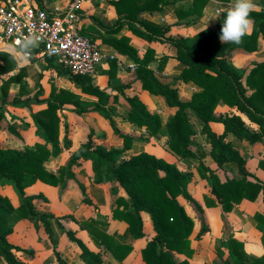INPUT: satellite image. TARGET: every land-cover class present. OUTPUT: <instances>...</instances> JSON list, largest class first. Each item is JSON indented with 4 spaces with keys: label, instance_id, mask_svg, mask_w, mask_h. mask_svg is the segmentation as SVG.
<instances>
[{
    "label": "trees",
    "instance_id": "trees-1",
    "mask_svg": "<svg viewBox=\"0 0 264 264\" xmlns=\"http://www.w3.org/2000/svg\"><path fill=\"white\" fill-rule=\"evenodd\" d=\"M178 1L117 0L114 3L118 13L124 15L125 19L136 20L141 13H160L167 5L176 4ZM220 1L226 3L230 0ZM207 3L208 0H192L188 10H177L178 18L184 20L189 17H200ZM225 15L226 11L221 14L214 28L205 29L193 37L166 38L169 27L161 28L143 23L146 31L142 37L150 42L166 38L176 48V59L183 66V71L169 84L161 82L154 70L149 67L155 56L153 49H148L145 57L141 58L138 51L129 45L128 39L112 42L121 54L130 55L134 59L137 66V80L142 83L143 88L153 95L163 97L170 108L176 109V114L165 125L168 135L167 148L173 155L180 159H198L193 148L196 144L197 132L186 113L190 109L200 122L202 133L210 141V155L216 163L221 167L226 163L238 165L243 178L226 182H222L219 176L203 162L199 166L200 176L207 181L213 196V198L205 197L206 206H220L224 219L244 200L264 201V182L247 170L246 159L233 141L229 140V136L232 135L239 140L255 144L264 138V62L255 64L248 74L239 72L229 62L232 53L237 49H243L248 53L258 51L260 38L264 39V9L250 13L253 29L243 37L240 44L219 42L218 33ZM36 49L34 45L33 52ZM0 60L3 62L0 65V75H9L3 80L0 89L3 105L11 103L14 106L28 107L32 101L41 102L40 92L30 97L29 85L24 81L25 73L12 74L16 67L14 59L6 53H0ZM50 60L59 74L69 75L84 92L96 95L105 103L106 91L95 88L92 78L73 76L56 60L51 58ZM13 83L21 84L20 92L13 100H9ZM180 83H192L200 90L193 93L190 99L183 100L179 89L174 88ZM51 96L53 100L48 101L46 108L32 113L37 133L45 140L44 144H36L34 148L25 146L23 149L0 145V183L11 182L23 197L22 204L15 207L7 196L0 194V264H26L21 256L34 257L33 250L22 249L8 240L17 223L26 219H36L37 227L39 228L40 225L44 227L51 239L58 264H67L58 251L60 236L64 234L79 246L80 257L86 264H104L101 253L91 251L74 231L66 229L64 224L74 221V216L56 217L52 214H41L35 205L39 196H27L25 193L26 188L38 181L54 187L64 185L65 188L69 180L76 179L74 170L80 167L83 161L92 162L96 184L117 182L127 195L128 200L119 198L118 206L114 209V219L126 222L134 239L146 237L143 214L149 216L155 236L142 250L146 264H190L189 259H192L195 253L191 240L195 223L180 198L193 204L202 215L204 214L202 205L189 192L192 173L182 171L176 164L148 152H140L128 159H122L125 149L133 144L135 138L121 132L108 108L100 104L89 106L79 95L67 90L58 91L53 88ZM126 99L129 105L128 121L145 130L146 134L141 139L148 140L160 134L164 127L161 117L152 112L139 96L126 97ZM65 104H73L78 113L97 111L103 114L110 120L115 133L124 139L125 148H108L98 144L94 135H90L80 150L73 154L69 164L60 169L58 175L49 172L45 168V163L63 152L59 139L61 118L58 111ZM220 104L236 109L250 122L255 123L258 130L253 129L241 115L236 113L216 116L215 112ZM4 119H6V111L1 108L0 123ZM212 123L222 124L223 133L217 134L213 131ZM64 143L66 147L71 144L67 135ZM77 185L83 202L93 205L86 193V187L78 181ZM121 205L124 206L123 209ZM254 219L263 234L264 245V214L257 213ZM203 222L202 232L197 237H201L208 230L204 218ZM95 224L100 227L91 231ZM107 226L108 222L103 219L83 224L85 229L90 230L97 245L104 246L106 251L123 262L132 253L133 247L120 243L108 234ZM222 249L228 252V258L224 259L225 253ZM216 253L223 260L221 264H264V256L260 258L249 256L244 245L235 238H231L221 248L216 247ZM176 255L184 256L185 259L178 260Z\"/></svg>",
    "mask_w": 264,
    "mask_h": 264
},
{
    "label": "crops",
    "instance_id": "crops-1",
    "mask_svg": "<svg viewBox=\"0 0 264 264\" xmlns=\"http://www.w3.org/2000/svg\"><path fill=\"white\" fill-rule=\"evenodd\" d=\"M21 1L25 5L29 3L35 8L46 10L52 16L64 11L70 2V0ZM115 1L117 0H100L97 3H87L83 10V33L99 46L105 57L97 70V74L92 78V84L95 88L106 91L105 103L100 101L96 95L84 92L82 87L70 79L69 75L59 74L58 69L51 65L52 60L39 61L32 58L21 60L19 58L20 45L18 46L13 42L0 44V53L10 55L16 62L12 74L25 73L24 81L29 85L30 97L40 92L39 101H41H32L28 107L14 106L11 103L3 105L0 90V109L4 108L6 111V119L0 123V145L23 149L25 146L34 148L36 144H44L45 140L37 133V126L32 118V113H37L46 108L48 101L53 100L51 96L53 88L58 91H71L79 95L82 101L89 106L100 104L108 108L121 132L135 138L133 144L125 149L122 159H128L140 152H148L158 158L165 159L169 163L176 164L182 171L192 173L193 178L189 184V192L202 205L204 214L202 215L193 204L180 198L195 223L191 237L195 253L193 258L189 259L190 264H221L223 260L217 255L216 246L222 247L231 238L240 241L249 256L263 257V234L258 229L254 217L257 213L264 214V201L244 200L227 214L226 219L222 217L220 206H206L205 197L213 198V196L207 181L200 176V163L203 162L206 167L215 172L222 182L242 179L241 170L236 163H226L222 167L216 163L210 155V141L202 133V126L190 109L186 113L197 132L196 144L193 148L198 159H180L173 155L167 148L168 135L165 125L176 114V109L170 108L163 97L153 95L143 88L142 83L137 80V66L134 59L130 55L121 54L112 44V42L124 38L128 39L129 45L138 51L141 58L145 57L148 49H153L155 56L149 67L154 70L161 82L172 83L181 75L183 66L176 59V48L166 38L193 37L205 29L214 28L221 14L226 11L232 0L226 3L220 0H208L200 17H189L184 20L178 18L177 10H188L192 0H179L176 4L167 5L160 13H141L136 20L125 19L124 15H120ZM253 2L258 6L253 11L260 12L264 9V0H253ZM194 19L195 21H192ZM143 23L161 28L169 27L170 30L166 34V38L150 42L142 37L146 31ZM32 49L33 47L31 53H33ZM229 62L239 72L248 74L255 64L264 62V39L260 38L257 52L248 53L243 49H237L232 53ZM2 64L3 62L0 60V65ZM55 66L57 65L55 64ZM8 77L9 75H0V89L3 80ZM20 87V83L11 85L9 100H13L19 94ZM174 88L179 89L180 97L183 100L190 99L193 93L200 90L192 83H180ZM133 96H139L152 112L161 117L164 127L157 136L142 140L141 137L146 134L145 130L128 121L129 105L126 97ZM231 113L241 115L248 125L258 130L255 123L250 122L246 116L226 104H220L215 112L218 117ZM58 114L61 118L59 139L63 146V152L60 156L52 157L45 163V168L49 172L58 175L60 169L69 164L73 154L80 150L90 135H94L98 144L108 148H125L124 139L115 133L110 120L103 114L97 111L78 113L73 104L63 105ZM212 129L217 134H222L224 131L223 125L220 123H212ZM66 135L71 142L69 147H66L64 143ZM229 140L233 141L235 147L246 159L247 170L264 182V138L255 144L239 140L232 135L229 136ZM74 173L76 179L69 180L65 188H63L64 185L54 187L38 181L33 186L26 188L25 193L27 196H39L35 205L41 214H52L56 217L74 216V221L64 224L66 229L74 231L76 236L91 251L101 253L104 264H146L143 260L142 250L155 236L149 216L143 214L146 237L139 240L134 239L128 224L114 219V209L118 206L119 198L128 200L120 185L117 182L96 184L91 161H83L80 167L74 170ZM77 181L86 187V193L93 205L83 202ZM0 194L7 196L15 207H19L23 202V197L11 182L0 183ZM123 208L124 206L121 205V209ZM202 216L206 221L208 230L201 237H197L203 229ZM96 219L106 220L108 222L106 232L120 243L133 247L132 253L123 262L118 261L112 253L106 251L104 246L97 245L90 234V230L83 227L85 222ZM98 227L100 226L95 224L91 231ZM8 240L13 245L35 252L34 257L21 256L26 264H58L51 239L42 225L37 227L36 219L18 222ZM222 250L225 253L224 259L228 258V252ZM58 251L67 264H86L80 257L81 249L79 246L71 242L65 234L60 236ZM176 258L178 260L185 259L184 256L179 255H176Z\"/></svg>",
    "mask_w": 264,
    "mask_h": 264
},
{
    "label": "built area",
    "instance_id": "built-area-1",
    "mask_svg": "<svg viewBox=\"0 0 264 264\" xmlns=\"http://www.w3.org/2000/svg\"><path fill=\"white\" fill-rule=\"evenodd\" d=\"M100 0H70L67 8L52 16L21 0L0 1V44L20 45L36 37V50L27 59H54L73 76L94 78L104 60L99 46L83 33V10Z\"/></svg>",
    "mask_w": 264,
    "mask_h": 264
},
{
    "label": "clouds",
    "instance_id": "clouds-1",
    "mask_svg": "<svg viewBox=\"0 0 264 264\" xmlns=\"http://www.w3.org/2000/svg\"><path fill=\"white\" fill-rule=\"evenodd\" d=\"M253 0H232L226 9V15L218 33L220 43L240 44L243 37L250 33L253 21L250 13L257 9ZM36 37H25L19 46V58L27 59L31 48L35 45Z\"/></svg>",
    "mask_w": 264,
    "mask_h": 264
},
{
    "label": "rangeland",
    "instance_id": "rangeland-1",
    "mask_svg": "<svg viewBox=\"0 0 264 264\" xmlns=\"http://www.w3.org/2000/svg\"><path fill=\"white\" fill-rule=\"evenodd\" d=\"M216 247H220V248H221V246H219V245H218V246H216Z\"/></svg>",
    "mask_w": 264,
    "mask_h": 264
}]
</instances>
